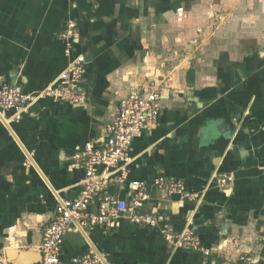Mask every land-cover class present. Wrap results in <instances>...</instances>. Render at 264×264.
Segmentation results:
<instances>
[{"label": "crops", "instance_id": "0c3cea01", "mask_svg": "<svg viewBox=\"0 0 264 264\" xmlns=\"http://www.w3.org/2000/svg\"><path fill=\"white\" fill-rule=\"evenodd\" d=\"M70 24L66 53L60 36ZM78 56L82 102L41 93ZM150 82L161 87V111L132 141L128 182L147 184L140 213L168 216L206 254L169 243L162 222L143 228L120 217L110 230L67 232L61 260L94 250L105 264L242 255L264 264V0H0V86L33 100L21 121L0 118V258L39 248L56 202L82 190L84 146L102 141L119 102ZM157 177L182 182L190 199L164 196ZM109 193L132 204L128 184Z\"/></svg>", "mask_w": 264, "mask_h": 264}, {"label": "built area", "instance_id": "2783aa9c", "mask_svg": "<svg viewBox=\"0 0 264 264\" xmlns=\"http://www.w3.org/2000/svg\"><path fill=\"white\" fill-rule=\"evenodd\" d=\"M74 24L61 34L66 42V53L72 50ZM84 59L76 57L69 62L59 77L41 93L59 103L78 105L85 94L83 80L85 76ZM160 85L150 82L142 90H135L121 100L113 120L106 126L105 136L97 144L88 143L77 157L83 168L82 190L73 199L56 202L51 219L41 228L42 242L39 246L41 262L39 264H105L103 256L94 250L87 254L63 261L60 257V245L65 234L83 225L100 226L110 230L120 217L129 223L143 228H155L164 223L165 238L169 243L180 248L206 254L200 241L192 231L174 232L170 218L166 215L140 213V208L147 199L145 182H128L127 166L131 161V145L134 138L141 135L146 128L156 125L161 106ZM32 96L26 94L18 85L0 86V117L8 122H19L32 108ZM128 184L134 190L132 204L114 197L109 189L115 185ZM222 185V182H219ZM152 187L164 196L185 195L182 182L174 179L157 177ZM94 207L92 211L90 207ZM77 229V230H78ZM249 256L242 255L238 259L226 260L222 264H252ZM0 264H8L5 256Z\"/></svg>", "mask_w": 264, "mask_h": 264}, {"label": "water", "instance_id": "95a60500", "mask_svg": "<svg viewBox=\"0 0 264 264\" xmlns=\"http://www.w3.org/2000/svg\"><path fill=\"white\" fill-rule=\"evenodd\" d=\"M3 119V118H2ZM8 264H39L41 254L39 249H9L5 252Z\"/></svg>", "mask_w": 264, "mask_h": 264}, {"label": "bare ground", "instance_id": "6f19581e", "mask_svg": "<svg viewBox=\"0 0 264 264\" xmlns=\"http://www.w3.org/2000/svg\"><path fill=\"white\" fill-rule=\"evenodd\" d=\"M1 118V117H0Z\"/></svg>", "mask_w": 264, "mask_h": 264}]
</instances>
